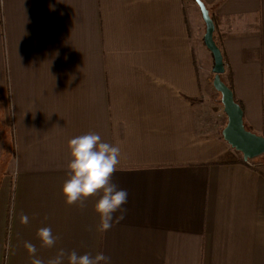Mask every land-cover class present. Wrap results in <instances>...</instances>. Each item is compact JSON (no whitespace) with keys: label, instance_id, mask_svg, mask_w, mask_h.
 <instances>
[{"label":"crops","instance_id":"obj_1","mask_svg":"<svg viewBox=\"0 0 264 264\" xmlns=\"http://www.w3.org/2000/svg\"><path fill=\"white\" fill-rule=\"evenodd\" d=\"M203 1L232 19L235 96L261 133L264 0ZM188 2L0 0V264H48L61 249L63 264L73 250L110 264H264V171L219 135L224 110L213 126L199 114ZM88 132L119 147L111 182L128 193L106 232L99 194L81 206L61 193L68 141Z\"/></svg>","mask_w":264,"mask_h":264},{"label":"clouds","instance_id":"obj_2","mask_svg":"<svg viewBox=\"0 0 264 264\" xmlns=\"http://www.w3.org/2000/svg\"><path fill=\"white\" fill-rule=\"evenodd\" d=\"M70 159L67 163L66 179L61 187L65 202L74 204L83 202L90 196L97 194L94 210L99 217V231L106 232L112 224L124 219L125 209L122 207L127 202L128 193L119 189L111 182V176L116 171L119 163V147L105 142L100 135L94 132L72 137L68 141ZM119 212L114 217V213ZM27 223L28 217H21ZM38 237L45 246H52L55 238L49 227L38 229ZM26 248L35 254L36 247L26 243ZM64 250L50 260L48 264H63ZM68 264H110V258L102 251L95 255L89 253L78 254L75 250L67 254ZM32 264H44L42 260L33 255Z\"/></svg>","mask_w":264,"mask_h":264},{"label":"water","instance_id":"obj_3","mask_svg":"<svg viewBox=\"0 0 264 264\" xmlns=\"http://www.w3.org/2000/svg\"><path fill=\"white\" fill-rule=\"evenodd\" d=\"M195 1L205 22L204 43L213 55V86L221 94L220 101L227 116V122L221 133L230 146L241 152L243 159L248 161L264 153V135L246 127L242 107L235 100L233 91L221 78L225 66L222 52L213 37L215 30L214 21L206 4L202 0Z\"/></svg>","mask_w":264,"mask_h":264},{"label":"rangeland","instance_id":"obj_4","mask_svg":"<svg viewBox=\"0 0 264 264\" xmlns=\"http://www.w3.org/2000/svg\"><path fill=\"white\" fill-rule=\"evenodd\" d=\"M187 7L190 14L189 15L190 27L193 35L192 46L195 49L196 58H197L196 63L199 68V74H200V77H198V79L199 78L202 79V86H203L202 97L201 98L198 97L197 100L198 103L197 108L200 111L199 114L201 115L203 114L206 117V119H208V121H206L207 126L208 125L213 126V122L216 120L215 117L220 116L223 110V106L221 103H219V99H218L219 92L213 86V78H214V73L212 71V67L214 64L213 55L204 43L203 37L205 33V22L202 18L198 4L194 2V0H189V2L187 3ZM223 43H224V37H223ZM220 98H221V94H220ZM223 123L224 121L221 120V125ZM247 128L252 130L248 126ZM256 133L259 134L260 132H256ZM250 161L264 171V153L250 159Z\"/></svg>","mask_w":264,"mask_h":264},{"label":"trees","instance_id":"obj_5","mask_svg":"<svg viewBox=\"0 0 264 264\" xmlns=\"http://www.w3.org/2000/svg\"><path fill=\"white\" fill-rule=\"evenodd\" d=\"M210 16H211L212 20L214 21V25H215V30H214V33H213V37H214V40H215L216 44L219 46V48H220V50L222 52L223 58H224L225 70L221 74V78L230 87V89L233 91L235 100L240 104V106L243 109V104L235 96L232 67L229 64V62L227 61V54L225 52L224 43H223V34L229 32L231 30L232 19L230 17L220 16V15L214 13L213 11H210ZM196 71H197V73L199 75V68L197 66V63H196ZM200 88H201V86H200ZM218 99H220V93H219V98ZM224 125H225V122L221 126V129L223 128ZM259 134L264 135V130L261 133H259ZM219 135L222 137L221 132L219 133ZM241 155H242V153H241ZM242 162L245 163V164H249L250 160L245 161L243 159V156H242Z\"/></svg>","mask_w":264,"mask_h":264}]
</instances>
